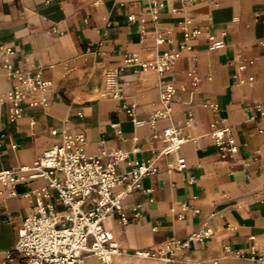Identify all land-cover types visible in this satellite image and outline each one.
Masks as SVG:
<instances>
[{
  "label": "crops",
  "instance_id": "1",
  "mask_svg": "<svg viewBox=\"0 0 264 264\" xmlns=\"http://www.w3.org/2000/svg\"><path fill=\"white\" fill-rule=\"evenodd\" d=\"M159 1L155 19L151 0H0V169L31 165L59 141L54 129L86 134L92 154L103 139L108 148L139 161L158 157L159 172L125 199L128 224L117 217L105 223L121 247L115 264H184L134 252L172 236L185 240L204 227L213 234L179 251L180 259L252 264L253 249L264 253V116L258 111L264 105V0ZM185 24L202 33L163 76L127 69L120 75L122 97L105 91L106 69L122 66L129 53L148 61L180 48ZM157 28L170 31L163 44L156 42ZM212 37L224 45L213 48ZM3 47L13 49L9 60L15 68L40 71L50 82L49 105H33L40 101L37 93L22 102L23 116L14 122L8 94L20 82L8 76ZM162 80L177 87L172 112L151 124L164 109ZM133 104L135 116L127 110ZM134 118L145 122L136 125ZM219 118L237 137L233 156L223 157L210 135ZM168 126L190 138L179 150L187 161L181 171L169 168L174 155H159ZM45 183L32 180L18 190ZM135 205H141L138 217ZM35 211L34 195H10L0 181V264H22L18 255L12 260L7 255L15 249L19 227ZM84 264L102 262L90 255Z\"/></svg>",
  "mask_w": 264,
  "mask_h": 264
},
{
  "label": "built area",
  "instance_id": "2",
  "mask_svg": "<svg viewBox=\"0 0 264 264\" xmlns=\"http://www.w3.org/2000/svg\"><path fill=\"white\" fill-rule=\"evenodd\" d=\"M151 6L155 19H158L162 3L159 0H151ZM189 23L191 21L188 20L187 24ZM169 33V30L157 28L156 42L165 43ZM201 33V29L190 30L185 24L184 39L180 48L162 51L148 61L139 59L136 54H127L122 66L105 70V91L114 98L122 97L124 83L120 75L127 69H133L135 72L155 70L163 76L182 56V51L191 50L190 39ZM213 40V48L224 45L220 40ZM3 49L4 67L8 76L17 78L20 82L8 94L10 120L14 122L23 116L22 102L37 93L41 97L40 101H34L32 104L49 105L47 90L50 82L43 79L40 71L31 73L15 68L9 60V55L14 53L13 49ZM253 80V77L249 78V81ZM193 81L196 84L199 78L193 76ZM176 91L177 87L173 82L161 81L160 96L164 109L153 115L151 124L159 118L171 115ZM127 110L135 116L136 105H131ZM258 111L264 116V105H259ZM190 116L192 119L193 113H190ZM134 121L136 125L145 122L136 118ZM52 134L59 136V141L31 165L0 169V181L7 187L10 195H34L37 202V211L29 215L19 227L15 249L8 253L7 258L12 260L18 255L22 264H84L87 257L93 255L98 257L102 264H115V257L121 253V247L113 231L105 223L117 217L122 224H128L130 214L125 206V199L141 188L145 177L159 172L158 157L139 161L131 158L130 153L123 149L108 148L103 139L98 141L99 152L92 154L87 149L86 134L67 130L59 132L57 129L52 130ZM210 135L223 157L233 156L238 151L237 137L225 119H216L211 124ZM161 137L166 145L159 155H174L176 159L169 164V168L184 170L187 161L179 155V150L190 138L176 126L164 128ZM38 179H43L46 183L41 187L19 192V184ZM183 209H187V206L183 205ZM132 210L136 217L140 216L141 205H135ZM212 234V228L204 227L194 231L185 240L172 236L156 248L138 249L134 253L144 258H157L166 263L182 261L184 264H222L219 261L183 260L177 256L179 251L189 248L193 241L202 242ZM227 250L232 251L230 247H227ZM251 259L252 264H264V253L260 254L253 249Z\"/></svg>",
  "mask_w": 264,
  "mask_h": 264
}]
</instances>
